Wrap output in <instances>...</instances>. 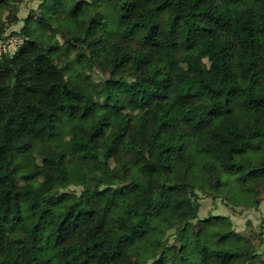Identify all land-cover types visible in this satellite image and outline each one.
<instances>
[{
    "label": "trees",
    "instance_id": "trees-1",
    "mask_svg": "<svg viewBox=\"0 0 264 264\" xmlns=\"http://www.w3.org/2000/svg\"><path fill=\"white\" fill-rule=\"evenodd\" d=\"M21 34L0 57V264H264L262 228L257 253L192 200L259 203L264 0H42Z\"/></svg>",
    "mask_w": 264,
    "mask_h": 264
},
{
    "label": "rangeland",
    "instance_id": "rangeland-1",
    "mask_svg": "<svg viewBox=\"0 0 264 264\" xmlns=\"http://www.w3.org/2000/svg\"><path fill=\"white\" fill-rule=\"evenodd\" d=\"M42 0H22L21 2L10 3V11H4L3 18L6 15H13L16 20L5 24V30L0 36V57L14 56L24 43V38L21 34L24 25V19L29 13L36 10ZM6 9V8H5ZM44 33L47 36L55 35L51 29H46ZM81 47L76 45L71 50V58L80 52ZM80 71L81 68H78ZM89 74V81L98 83L104 80L106 75L102 72L95 70L91 72L89 69L84 70ZM146 73L140 71L138 73L130 74L127 79L136 81L140 77H145ZM66 192L79 193L81 187L70 186L65 190ZM192 200L198 205L197 219L193 221L196 223L198 220L206 219L210 216L226 217L231 222L233 230L246 238L252 246L257 249V253H261L263 245L258 243V233L261 228L263 229L262 240L264 242V187L257 193V200L259 201L256 207H246L241 204L232 203L222 197L207 196L200 191L195 192ZM174 231L170 230L166 233L164 240L168 244L174 242Z\"/></svg>",
    "mask_w": 264,
    "mask_h": 264
}]
</instances>
